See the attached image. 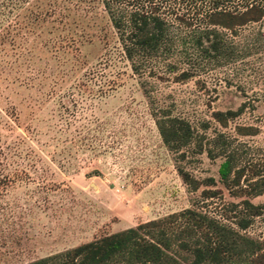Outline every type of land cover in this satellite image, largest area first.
I'll return each instance as SVG.
<instances>
[{
	"label": "rangeland",
	"instance_id": "374dc122",
	"mask_svg": "<svg viewBox=\"0 0 264 264\" xmlns=\"http://www.w3.org/2000/svg\"><path fill=\"white\" fill-rule=\"evenodd\" d=\"M116 1L156 11L168 25V48L133 70L94 0L85 13L90 41L79 46L84 63L62 82L60 90L71 84L63 103L57 96H41L35 87L0 83L7 96L0 97V107H14L7 114L11 133L31 134L35 153L19 158L29 172L0 190V264H19L186 207L236 229V219L245 215L242 199L264 203V188L255 195L245 192L264 162V17L234 31L217 27L231 52L213 58L203 56L194 39L207 43L200 30L212 0ZM242 1H222L219 7ZM145 90L192 123L195 143L182 157L161 143ZM241 103V111L225 125L211 115ZM236 125H252L256 132L241 134ZM57 128L66 131L62 143L53 138ZM222 149L233 153V168L241 170L229 187L217 171ZM177 165L200 181L196 189L182 179ZM184 218L169 228L181 230ZM239 231L261 239L264 206ZM174 249L179 264H187V250Z\"/></svg>",
	"mask_w": 264,
	"mask_h": 264
},
{
	"label": "trees",
	"instance_id": "16d2710c",
	"mask_svg": "<svg viewBox=\"0 0 264 264\" xmlns=\"http://www.w3.org/2000/svg\"><path fill=\"white\" fill-rule=\"evenodd\" d=\"M98 1L116 32L122 55L133 70H138L151 55L168 48V25L156 11L136 2L130 4L128 1L130 5L125 6L116 0ZM222 1L232 0H212V7L205 12L206 25L200 31L207 43L204 45L199 37L194 38L203 56L214 58L231 52L217 27L234 31L236 27L264 17V0H243L241 5L219 7ZM93 3L94 0H0V83L5 81L3 87L7 82L24 88L35 87L41 96H57L63 103L60 99L63 95L68 96L71 84L60 90L62 82L84 63L79 46L90 41V34L85 29L90 24L85 13ZM181 74L188 75L185 71ZM106 88L102 85L99 90L104 92ZM144 93L148 97V113L161 143L182 157L184 148L195 143L192 123L172 112L170 105L151 96L148 90ZM0 97L7 99L1 85ZM242 105L235 109H216L211 115L225 125L228 118L241 111ZM65 108L66 105L64 111ZM13 111L12 103L0 107V190L29 172L19 158L35 155L30 145L31 134L11 133L13 127L7 114ZM59 116L63 122L67 121L65 113L59 112ZM235 128L241 134L256 132L252 125H236ZM36 133L34 131L33 136ZM65 133V129L57 128L53 138L62 143L66 139ZM221 140L223 144L224 140ZM223 154L217 171L223 184L229 187L231 183H237L241 170L233 168L232 152L223 150ZM176 170L191 189L197 188L198 179L179 165ZM255 175V179L249 181V188L245 189L247 194L262 192L264 162L261 171ZM206 190L201 192L207 193L205 195L213 193ZM242 203L245 215L236 219V229L186 207L163 218L141 221L19 264H179L172 253L176 245L190 255L187 264H264V234L261 239H254L239 231L247 226L252 215L260 212L264 203L254 204L245 198ZM180 216L187 222L181 230L172 231L169 224ZM197 231L199 235H196Z\"/></svg>",
	"mask_w": 264,
	"mask_h": 264
}]
</instances>
